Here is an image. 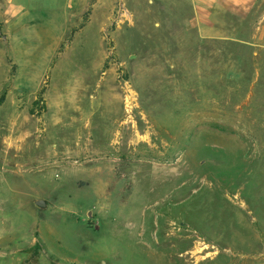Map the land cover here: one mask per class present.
Listing matches in <instances>:
<instances>
[{
  "label": "rangeland",
  "instance_id": "1",
  "mask_svg": "<svg viewBox=\"0 0 264 264\" xmlns=\"http://www.w3.org/2000/svg\"><path fill=\"white\" fill-rule=\"evenodd\" d=\"M1 98L0 264H264V0H0Z\"/></svg>",
  "mask_w": 264,
  "mask_h": 264
},
{
  "label": "water",
  "instance_id": "2",
  "mask_svg": "<svg viewBox=\"0 0 264 264\" xmlns=\"http://www.w3.org/2000/svg\"><path fill=\"white\" fill-rule=\"evenodd\" d=\"M37 205L40 207V208H43L46 206V203L44 201H38L37 202Z\"/></svg>",
  "mask_w": 264,
  "mask_h": 264
},
{
  "label": "trees",
  "instance_id": "3",
  "mask_svg": "<svg viewBox=\"0 0 264 264\" xmlns=\"http://www.w3.org/2000/svg\"><path fill=\"white\" fill-rule=\"evenodd\" d=\"M2 101H3V98L0 99V102H2ZM42 210H43V209H42ZM36 246H37V245H36Z\"/></svg>",
  "mask_w": 264,
  "mask_h": 264
},
{
  "label": "crops",
  "instance_id": "4",
  "mask_svg": "<svg viewBox=\"0 0 264 264\" xmlns=\"http://www.w3.org/2000/svg\"><path fill=\"white\" fill-rule=\"evenodd\" d=\"M12 5H13V4H12ZM88 24H89V22H88ZM88 24H87V25H88Z\"/></svg>",
  "mask_w": 264,
  "mask_h": 264
},
{
  "label": "bare ground",
  "instance_id": "5",
  "mask_svg": "<svg viewBox=\"0 0 264 264\" xmlns=\"http://www.w3.org/2000/svg\"><path fill=\"white\" fill-rule=\"evenodd\" d=\"M53 166V165H52ZM44 169V168H43Z\"/></svg>",
  "mask_w": 264,
  "mask_h": 264
}]
</instances>
